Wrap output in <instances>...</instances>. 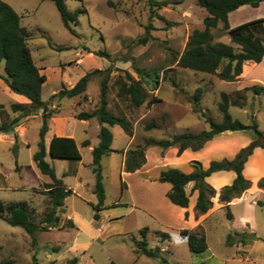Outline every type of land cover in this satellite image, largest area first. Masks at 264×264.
Instances as JSON below:
<instances>
[{
  "label": "rangeland",
  "instance_id": "obj_1",
  "mask_svg": "<svg viewBox=\"0 0 264 264\" xmlns=\"http://www.w3.org/2000/svg\"><path fill=\"white\" fill-rule=\"evenodd\" d=\"M3 1L23 17V25L30 32L33 58L47 76L42 98L55 119L50 120L48 136L71 135L78 142L83 159L79 164L47 157L59 178L68 165L66 172L79 166V175L64 178L66 187L73 189L74 194L66 198L59 211L58 226L41 230L34 237L21 227L0 220V264H67L74 257L78 258V264H110L112 261L118 264H264V195L254 194L264 177L260 149L246 165L245 176L251 181V193L231 206V219L227 216L226 204L220 201L221 189L231 183V175L213 174L208 178L218 193L213 198L212 208L205 214L195 210L197 192L191 194L188 208H180L166 197L170 184L158 180L160 172L168 168L189 173L194 161L208 168L213 160L233 159L254 140V131L218 134L203 149L187 150L180 156L177 148L163 151L161 147L151 146L146 150V163L141 169L134 173L123 171L126 153L148 139L199 133L209 128L208 119L220 121L222 114L218 105L222 92L231 96L230 113L234 119L250 124L256 118L264 132V96L244 90L261 84L254 78L264 81V62L246 65L236 82L179 67L177 60L190 34L203 28L207 16L197 0H156L157 3L169 2L166 6H152L150 0H85L83 3L66 0L70 12L86 9V13L79 15V25L75 27L77 34L64 26L51 0ZM258 13L262 14L249 7L242 16L244 22L257 19ZM235 22L233 15L232 23ZM150 25L153 29L148 30ZM214 34L216 41L231 43L221 26ZM146 36L148 39L143 43L141 40ZM88 50L107 52L111 58ZM96 69L105 73L91 79L85 93L87 97L84 94L63 99L54 96L63 88H72L83 75ZM108 70V108L132 123L134 135L130 137L118 125L110 127L114 134V151L102 160L106 208L96 221L93 205L98 199L94 194L96 177L92 171V149L83 147L82 143L89 140L97 145L102 125L97 119L78 120L76 114L92 111L100 105L101 82ZM137 70L160 75L159 88L154 92L144 82L150 92L148 100L156 96L160 101L151 105L146 102L137 108L118 96L115 85L118 75L128 71L139 80L141 76ZM0 74L5 75L4 62L0 64ZM198 87L203 89L201 113L193 112ZM24 98L12 92L0 77V104L5 106V112L13 116L12 104L25 102ZM0 120H3L1 110ZM151 122L159 127L147 130L146 125ZM42 125V115L29 121L23 119L16 130L18 144L12 133L6 134L9 138L0 137V163L3 164L0 165L3 174L0 175V200L25 202L32 208L37 221L52 209L44 183L51 179L40 172L33 160ZM16 162L33 165V175L30 169H16ZM6 187L19 190H5ZM191 189L192 184H189L187 191L190 193ZM116 203L120 205L111 207ZM146 227L149 229L148 248L161 249L157 258L138 251L140 230ZM184 229L203 231L208 250L202 254L193 253L187 237L182 235ZM159 232L168 233L170 238L163 240Z\"/></svg>",
  "mask_w": 264,
  "mask_h": 264
},
{
  "label": "trees",
  "instance_id": "obj_2",
  "mask_svg": "<svg viewBox=\"0 0 264 264\" xmlns=\"http://www.w3.org/2000/svg\"><path fill=\"white\" fill-rule=\"evenodd\" d=\"M61 16L64 26L72 33L77 34L75 27L79 25V15L86 13V9H77L70 12L66 5V0H51ZM84 2L85 0H77ZM198 5L207 11V16L203 21L202 29H195L189 36L187 45L183 53L177 60V65L181 68L190 69L196 72H203L216 75L219 79L227 82L239 81L245 71L247 64L261 63L264 58V18H258L244 22L238 26L231 27L229 15L231 12L239 9L241 6L249 5L257 8L264 0H197ZM152 6H166L167 1L157 3L156 0H150ZM221 26L225 35L230 37L231 43L216 41L214 31ZM150 25L149 29H153ZM30 32L23 25V17L8 3L0 0V64L4 62L5 75L0 77L5 81L9 89L21 96H24L28 103H14L11 109L16 116H10L4 111L5 106L0 104V110L3 114V120L0 122V134H14L18 144L19 136L16 128L20 126L21 121L28 116L36 115L42 111L43 125L40 129V140L38 150L33 156V160L44 175H47L51 181L46 183L45 192L52 201V209L40 220L37 221L32 214V208L25 202H5L0 200V220L7 222L12 226L21 227L27 234L34 235L50 228H56L60 221L59 211L64 207L68 196L74 194L73 190L66 187L64 178L75 175L77 167H72L68 172L59 178L56 169L47 161V155L54 159L68 160L74 163L82 161L81 149L73 137L54 136L50 142L49 149L46 146V136L49 132V123L53 116L47 102L42 98L43 86L47 81L46 74L41 72L37 66L32 50L29 45ZM148 37L141 41L145 43ZM100 56L111 58V55L103 51H91ZM105 71L96 69L83 75L72 88H63L55 97L60 99L73 98L85 94L91 79L104 74ZM141 78L136 80L132 74L125 71L124 75L119 74L115 80L118 87V96L121 99L128 100L132 107H141L146 102L148 105L160 101L156 96L150 100L149 90L144 86L146 81L153 92L159 88L158 74L145 73L143 70H137ZM152 77V78H151ZM109 70L101 82L100 105L92 111H81L76 114L78 120L97 119L102 125L99 133V143L92 149V171L96 177L94 194L98 202L93 205L94 219L99 221L101 212L106 208V189L104 185V175L102 160L109 156L114 150L112 148L114 134L110 127L120 126L130 137L134 135V128L126 117L117 115L109 110ZM244 90L251 91L255 96H264V85L254 84L246 87ZM203 95V89L198 87L193 103V112L201 113L200 103ZM245 98V96L243 97ZM231 96L226 92L221 93L219 110L222 119L216 121L208 119V129L199 133H182L170 136L167 139H148L144 144L138 145L126 153L123 161V171L134 173L141 169L146 163V150L151 146L161 147L163 151L171 148H177V154L180 156L185 151L191 150L197 152L214 139L218 134L232 131H254L256 137L254 140L242 148L233 159L213 160L208 168H204L199 161H194L192 171L185 172L179 168H168L160 172L158 178L161 183L170 184V189L166 197L170 203L181 208H188L192 193L197 192L195 210L198 214L207 213L213 206V198L217 196L218 191L209 183L208 178L218 172H234L235 178L231 184L224 186L220 192V201L226 204L228 218H233L231 211V202L235 198L241 197L249 188L251 181L244 175V169L249 158L253 155L256 148L264 150V132L260 130L256 118L252 123L246 124L238 119H234L230 113ZM158 124L151 122L146 125L147 130L158 128ZM90 141L82 143L83 147H89ZM20 166L16 162V169ZM192 184L191 192L187 191V186ZM125 186V184H123ZM259 188L264 190V178L258 183ZM120 204H113L116 207ZM186 216L188 213L186 212ZM73 223V222H72ZM74 224V223H73ZM148 227L140 230L141 240L138 251L146 256L157 258L161 252L159 247L155 249L148 248ZM182 235L187 237L190 250L195 254H202L208 250V241L206 234L188 229L182 230ZM163 240L170 238L166 232H159ZM34 243L35 240H34ZM56 249V248H55ZM67 264H78V258L70 259ZM110 264H118L112 261Z\"/></svg>",
  "mask_w": 264,
  "mask_h": 264
},
{
  "label": "crops",
  "instance_id": "obj_3",
  "mask_svg": "<svg viewBox=\"0 0 264 264\" xmlns=\"http://www.w3.org/2000/svg\"><path fill=\"white\" fill-rule=\"evenodd\" d=\"M249 7H251V6H249V5H244V6H241L239 9H237V10H235V11H233V12H231L230 13V15H229V22H230V25H231V27H235V26H238V25H240V24H242L244 21H245V19H243V13L245 12V11H247L248 9H249ZM253 8V7H252ZM255 10H258V11H261L262 12V14L260 13H258V17H257V19L258 18H264V2H262L261 3V5L259 6V7H257V8H254ZM233 15H235V17H236V22L235 23H232V17H233ZM26 27V26H25ZM262 62H264V58H263V60H262ZM261 62V63H262ZM247 65H249V64H247ZM254 80H257V81H260V83L261 84H263L264 85V81L263 80H261V79H257V78H254ZM19 98V97H18ZM24 101L25 102H23V103H28L29 101L26 99V98H24ZM17 103H21V101H18ZM14 104V103H13ZM14 115L13 116H16V115H18L17 113H13ZM41 114H42V111H40L39 112V114L38 115H32V116H28V117H25L24 119H25V121L27 120V121H29L30 119H32L33 117L35 118V117H39V116H41ZM51 120H53V121H55V119L54 118H52ZM0 122H1V120H0ZM102 127V126H101ZM101 129V128H100ZM16 130L18 131V127L16 128ZM54 136H66V137H72L71 135H62V134H59V133H56V135H54ZM54 136H48V134H47V136H46V139H45V142H46V146H47V149H49V146H50V142H51V140H52V138L54 137ZM0 137L2 138V139H6V138H9V136H7L6 134H0ZM21 142H23V140H21ZM78 143V142H77ZM91 145L89 146V148L90 149H93V147H94V144H92V143H90ZM79 145V144H78ZM96 146V145H95ZM258 149H260L261 150V156H263V158H264V150L263 149H261V148H256L255 149V151L258 153ZM254 151V153H256ZM254 153H253V155H254ZM252 155V156H253ZM49 155H47V157H48ZM251 156V157H252ZM250 157V158H251ZM249 158V159H250ZM47 159V158H46ZM82 162V161H81ZM81 162H79V164L81 163ZM249 162V161H248ZM248 162L246 163V165L248 164ZM51 164V163H50ZM0 165L2 166L3 164L2 163H0ZM19 166H20V168L22 169V170H29L30 169V172H31V174L33 175V165H20L19 164ZM68 168H69V165H68V167L65 169V171L63 172V174L68 170ZM245 172H246V166H245V169H244V175H245ZM37 173V172H36ZM79 173H80V169H79V166H78V168H77V175H79ZM215 174H217V175H231L232 176V178H231V183H232V181L234 180V178H235V173L234 172H232V171H230V172H218V173H215ZM0 175H3L2 174V172L0 171ZM44 175V174H43ZM45 176H47V175H45ZM62 177H63V175H62ZM246 177V176H245ZM264 178V177H263ZM51 181V180H50ZM50 181H44V183H49ZM230 183V184H231ZM5 190H19V189H13V188H10V187H6V188H4ZM70 189V188H69ZM251 189L252 188H249L241 197H239V198H235V199H233L232 200V202H231V206L234 204V203H236V202H239V201H241L242 199H244L245 197H247L248 195V193H251ZM257 190H254V194H257V193H259V194H262V195H264V190L263 189H261V188H256ZM73 190V189H72ZM253 194V195H254ZM181 208V207H180Z\"/></svg>",
  "mask_w": 264,
  "mask_h": 264
}]
</instances>
